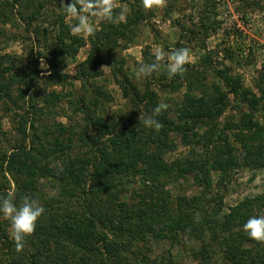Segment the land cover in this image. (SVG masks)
<instances>
[{"label":"rangeland","instance_id":"obj_1","mask_svg":"<svg viewBox=\"0 0 264 264\" xmlns=\"http://www.w3.org/2000/svg\"><path fill=\"white\" fill-rule=\"evenodd\" d=\"M62 2L70 0H0V195L13 191L17 202L34 196L45 208L21 251L0 218V264H101L62 226L101 217L100 209L118 216L123 204L150 213L165 199L175 217L180 199L193 198V215L218 222L237 207L247 219L264 214V0H166L147 11L140 0H118L130 9L126 22L90 18V37L71 33ZM91 37L109 38L94 68L82 66ZM156 47L165 61L136 78L139 64L154 62ZM178 48L189 50L190 61L169 79L164 64ZM81 66L88 71L82 77ZM161 102L168 108L155 118L169 130L155 142L159 132L139 117ZM99 118L94 128L90 120ZM122 121L131 131L98 137L103 124ZM131 147L143 161L161 153L162 172L147 178L129 171L107 181L102 158L117 169L115 157ZM195 160L204 163L186 171ZM243 223L215 235L178 230L176 243L148 235L147 249L132 241L117 264H264V242L250 239ZM202 246L206 261L192 252Z\"/></svg>","mask_w":264,"mask_h":264},{"label":"trees","instance_id":"obj_2","mask_svg":"<svg viewBox=\"0 0 264 264\" xmlns=\"http://www.w3.org/2000/svg\"><path fill=\"white\" fill-rule=\"evenodd\" d=\"M32 17L34 15H31ZM30 21V20H29ZM109 38L105 37H97L96 39L91 37V43L93 46V49L91 50L90 58L87 60V62L83 63V65L92 64L95 62V58L97 57V54L104 50L106 47L105 40H108ZM56 43L59 45H63L65 42L62 38L57 36ZM70 47V45H69ZM95 63H93L91 66L93 67ZM81 66L83 70H81L80 76L82 77L86 72H88L86 69H84ZM88 66V67H89ZM94 68V67H93ZM3 72L0 71V76L2 77ZM0 77V78H1ZM2 81V80H0ZM2 83H0V90H4L5 87H3ZM134 92V99L137 101L138 92L135 90V88H132ZM232 90H235V87L231 86ZM6 91V88H5ZM8 91V89H7ZM4 92V91H3ZM6 94V93H4ZM145 108H149V104L144 105ZM209 111V110H208ZM90 123L95 128L97 127L96 123L101 122V118L94 121L93 119L90 120ZM168 125V124H166ZM103 126V131H98V137L103 136L104 134H113V136L118 137V135L124 134L126 131H131V125L128 124V122H121L119 125L115 127H109L105 124ZM98 128V127H97ZM169 127H162L158 132L159 135L157 139H153L155 142L163 141L165 136L162 138L160 135V132H168ZM152 131V130H150ZM25 132H23L24 134ZM110 138V137H109ZM112 141V139H109ZM133 147V146H132ZM128 149L129 154L124 155L122 153H118V155L115 157V163L116 161H120L118 164V168H112L111 166L114 165L111 161L108 163L106 160L107 158H102L101 163L106 164L107 168L109 169L108 173L104 174V178L108 181L112 178H114V174L117 173H129V171H132V173H142V176L144 177H152L157 176L160 174L163 170V161L161 159V153L155 154L152 156L144 157V161L141 160L142 156L141 150H137V153H135L136 149L134 148ZM105 150V149H104ZM106 151V150H105ZM104 151V152H105ZM102 155L104 153L101 152ZM131 155L134 160H132L130 163L125 162V156ZM137 157H134V156ZM14 156V154L12 155ZM141 158V159H140ZM229 159H226L223 161L221 165H226L229 162ZM141 161V163H139ZM107 162V163H106ZM192 163V164H191ZM204 162H198L195 160L194 162H188L185 163L184 166L186 168V171H190L192 166L199 167ZM184 166L182 168L184 169ZM14 167V164L12 160L7 161L6 170L10 172V170ZM112 168V170H111ZM181 172L185 173L181 170ZM182 173V175H183ZM147 177V178H148ZM8 185H9V181ZM18 186V184H17ZM181 202L178 203L177 211L175 213V217L171 215V210L167 207V201L163 199L161 201V205H154L152 208H149L150 213L143 212L140 208H129L128 210L122 208L125 206L119 205V209H121V213L118 216L107 214L108 211H103L101 217L97 215L94 218H87L84 222V224H80V222H76L73 224V227L71 229H67L65 226H62V230L70 232L73 236L77 238V242L85 244L86 248L91 251L94 255H96V258L99 259V263L101 264H117L123 254L126 252V248H130V244L132 241H138V243L142 244V247H146L147 249V241L149 239L147 238L148 235H151L154 240H157L159 238H162L164 240H169L170 242L176 243L178 240V230H182V232L188 233H194L193 228L195 231L199 233H203L204 231H210L213 235H215V229L222 230V231H230V229L237 227V224L241 225V223L245 222L247 220V216L240 212L241 208L237 207L230 211V213L225 214L224 218L221 222H218L216 219H209L207 215L204 212L203 216H199V219H196V215H193L194 209L197 208V201L193 198L190 199H180ZM153 207H156L155 209ZM241 213V214H240ZM111 215V216H108ZM236 222V223H235ZM82 229V230H81ZM80 231L82 232L80 235ZM218 232V231H217ZM85 242H83V241ZM139 251V250H137ZM194 254V257H199L201 260H207L206 258V251L205 247L198 248V251H192ZM232 252L231 249H229V253ZM120 253V255H119ZM205 254V256L203 255ZM35 264H37V261H34ZM33 263V262H32ZM16 264H20L19 262H16ZM39 264H48L44 261H40ZM234 264V263H233Z\"/></svg>","mask_w":264,"mask_h":264},{"label":"clouds","instance_id":"obj_3","mask_svg":"<svg viewBox=\"0 0 264 264\" xmlns=\"http://www.w3.org/2000/svg\"><path fill=\"white\" fill-rule=\"evenodd\" d=\"M144 10L164 7L166 0H140ZM119 9L115 12V9ZM61 13L70 21L69 28L73 35L92 36L96 31L95 23L90 18H96L107 23H124L130 12L126 4H120L118 0H70L69 3H61ZM71 21H75L72 23ZM153 63H141L135 69L136 78L151 76L157 71L161 62L165 61V53L156 47L153 51ZM43 61V60H41ZM190 61V52L187 48L172 50L164 64L169 79L186 71L185 65ZM168 104L161 102L153 109L152 114L145 115L139 123L145 128L158 132L162 124L155 117L162 110H166ZM141 115V114H140ZM45 212L40 200L34 196L25 195L19 202L16 201L15 193L8 191L0 195V218L9 222V238L15 243L17 251L24 248L26 237L33 234L37 221ZM196 219H199L197 215ZM245 234L252 240L264 242V214L250 216L242 225Z\"/></svg>","mask_w":264,"mask_h":264}]
</instances>
